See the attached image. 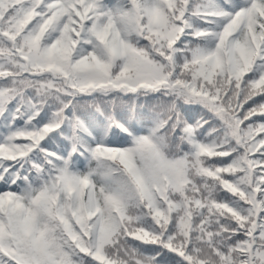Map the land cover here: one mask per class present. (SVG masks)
Masks as SVG:
<instances>
[{
    "label": "snow or ice",
    "instance_id": "6c2138e0",
    "mask_svg": "<svg viewBox=\"0 0 264 264\" xmlns=\"http://www.w3.org/2000/svg\"><path fill=\"white\" fill-rule=\"evenodd\" d=\"M0 264H264V0H0Z\"/></svg>",
    "mask_w": 264,
    "mask_h": 264
}]
</instances>
